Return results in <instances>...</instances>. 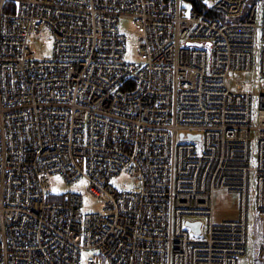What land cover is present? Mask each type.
I'll return each instance as SVG.
<instances>
[{
  "label": "built area",
  "instance_id": "1",
  "mask_svg": "<svg viewBox=\"0 0 264 264\" xmlns=\"http://www.w3.org/2000/svg\"><path fill=\"white\" fill-rule=\"evenodd\" d=\"M182 1L0 0V264H80L81 250L86 264H238L250 171L264 264V93L252 126L253 94L226 85L251 69L257 29L264 42V0H199L221 18ZM119 16L138 31L137 64L122 60ZM44 27L52 55L36 59ZM121 172L136 191L110 184ZM52 174L86 179L99 211L52 194ZM219 190L238 193L235 220L213 222Z\"/></svg>",
  "mask_w": 264,
  "mask_h": 264
},
{
  "label": "rangeland",
  "instance_id": "2",
  "mask_svg": "<svg viewBox=\"0 0 264 264\" xmlns=\"http://www.w3.org/2000/svg\"><path fill=\"white\" fill-rule=\"evenodd\" d=\"M182 6L185 10L189 9L190 5L182 1ZM117 27L120 33L125 36V48L122 54V60L130 63H139L141 60L138 56V31L130 23L128 16H119ZM256 42L252 51V66L250 70H233L230 71L226 77L227 87L235 91L238 86L242 91H249L252 93L251 106V121L253 126L256 123L257 100L256 95L264 93V78L259 74V55L261 49L264 47V42L261 40L260 29L256 30ZM30 48L34 53L36 59L50 58L53 49V40L50 30L44 27L38 34L34 35L30 42ZM256 163V140L254 130H250L249 140V165L254 167ZM59 177V179H57ZM84 181V183H81ZM110 184L118 191H136L138 183L125 173L121 172L113 175L110 178ZM49 190L54 195H61L64 193H77L81 196L82 204L81 211L83 213L98 212L101 207V201L93 197L87 191V181L84 178H79L71 183H67L58 174H52L48 177ZM58 191H53V189ZM255 179L253 172L249 173L248 191H247V243L245 247V254L240 256L238 264H254L256 257H258L259 246L254 250V244L259 245L255 240L257 227L255 223ZM213 222H220L224 220H235L238 216L239 195L233 191L219 190L213 195ZM204 230V221L202 220V232ZM92 255V251L81 250L79 254V263L86 264V258ZM257 264H261L257 261Z\"/></svg>",
  "mask_w": 264,
  "mask_h": 264
},
{
  "label": "trees",
  "instance_id": "3",
  "mask_svg": "<svg viewBox=\"0 0 264 264\" xmlns=\"http://www.w3.org/2000/svg\"><path fill=\"white\" fill-rule=\"evenodd\" d=\"M187 2L191 7L196 9L199 13L206 17H214V18H221V14H218L212 10H210L204 3L199 0H184Z\"/></svg>",
  "mask_w": 264,
  "mask_h": 264
},
{
  "label": "water",
  "instance_id": "4",
  "mask_svg": "<svg viewBox=\"0 0 264 264\" xmlns=\"http://www.w3.org/2000/svg\"><path fill=\"white\" fill-rule=\"evenodd\" d=\"M208 45V44H207ZM189 139H198V135H188ZM185 225L188 226L190 228V231L194 234H198L200 233V225L201 222L199 220L197 221H185Z\"/></svg>",
  "mask_w": 264,
  "mask_h": 264
},
{
  "label": "crops",
  "instance_id": "5",
  "mask_svg": "<svg viewBox=\"0 0 264 264\" xmlns=\"http://www.w3.org/2000/svg\"><path fill=\"white\" fill-rule=\"evenodd\" d=\"M256 248H257V246L254 244V250H255ZM256 259H257V261H259V260H258V257H256ZM256 259H255V261H254V264H257V263H256Z\"/></svg>",
  "mask_w": 264,
  "mask_h": 264
},
{
  "label": "snow or ice",
  "instance_id": "6",
  "mask_svg": "<svg viewBox=\"0 0 264 264\" xmlns=\"http://www.w3.org/2000/svg\"><path fill=\"white\" fill-rule=\"evenodd\" d=\"M57 179H59V177H57ZM81 183H84V181H81ZM53 191H58V189H53Z\"/></svg>",
  "mask_w": 264,
  "mask_h": 264
}]
</instances>
